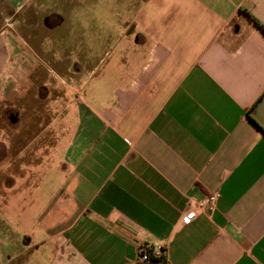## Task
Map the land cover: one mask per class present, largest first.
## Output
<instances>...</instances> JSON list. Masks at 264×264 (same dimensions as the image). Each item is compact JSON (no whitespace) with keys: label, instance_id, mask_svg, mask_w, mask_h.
I'll return each instance as SVG.
<instances>
[{"label":"crops","instance_id":"0c3cea01","mask_svg":"<svg viewBox=\"0 0 264 264\" xmlns=\"http://www.w3.org/2000/svg\"><path fill=\"white\" fill-rule=\"evenodd\" d=\"M71 1L0 0V161L30 169L26 200L0 198V264H128L136 241L166 264H264V0H120L101 36L70 27ZM22 124L35 152L14 150ZM212 192L213 212L188 205Z\"/></svg>","mask_w":264,"mask_h":264},{"label":"rangeland","instance_id":"374dc122","mask_svg":"<svg viewBox=\"0 0 264 264\" xmlns=\"http://www.w3.org/2000/svg\"><path fill=\"white\" fill-rule=\"evenodd\" d=\"M57 4L56 3H53L52 4V7L53 8H58L56 7ZM51 8V7H50ZM69 11H71V13H75L76 14V17L74 18L75 19V23L73 22V17L70 16L69 19H68V24L70 25V27L73 25V24H81L82 26L84 25H96V28L99 30V34L100 36L101 35H104L106 31V29H108L107 27H116L118 26L119 24V20L118 18L115 16V13L116 12H123L124 11V8L122 6V4H120V0H72L71 1V5L69 7ZM90 10V12H89ZM112 11V12H111ZM48 12V11H46ZM99 13V12H106L105 15H106V20L107 22L105 23L100 16H93V13ZM77 13H78V16H77ZM113 13V15H112ZM112 15V16H111ZM127 16V14H124ZM130 16V15H129ZM77 18V19H76ZM103 18V17H102ZM122 18H125V16H122ZM90 19L92 20L90 22ZM95 20V21H94ZM37 29V26H34L32 27L30 30H28L26 33H25V38H26V41L30 44V47L32 48L31 50L27 49V66L32 68V71H34L35 69H37L38 71H46V67H40V61H39V58H50L53 56V54L51 53H48L46 54L44 52V50H42L41 52V49L38 48V47H35L34 46V43L35 42V39L36 37L40 34V29L36 30ZM119 29L122 31L121 35H118V37H121L123 38V34L124 31L122 28L119 27ZM104 33V34H103ZM49 35L50 37L49 38H44L43 39V43L46 44L48 47L51 46V44L53 42H56V30L55 31H50L49 32ZM33 50V51H32ZM46 54V55H44ZM53 62V61H52ZM54 63V62H53ZM51 66H54L55 67V63L54 64H51ZM3 109V106L0 105V115H1V111ZM24 115H22V120L25 121V113H23ZM5 121H7V116H5ZM54 118V116L52 117ZM0 121L3 123V124H8V121L5 122L3 121L2 118H0ZM7 127V126H5ZM7 130V128H6ZM23 134H20L22 133ZM17 143L14 142L13 144V147H14V150L16 149H23L25 150L26 148V151L22 152V153H25V152H35V150H31V147L33 146L35 148L34 145H32L30 147V145H28V137L26 138V134H25V129H24V124H22V127L19 131H17ZM39 140H38V144L36 146V150H38L40 148V144H41V135L39 134ZM27 140V141H26ZM48 146H44L45 149H47ZM29 154V153H28ZM28 154H23L22 156H15L14 155V152H13V149L12 150H8L6 151L5 155H6V159H3L0 161V169L1 171L3 170V168H5V166H11L12 169H14V171H16V177H15V183H16V186L13 188H10V189H4V188H1L0 189V198L2 200H6V201H10V200H20V201H24L26 200V192H25V185H26V179L28 178L29 176V170L30 169H27V171H25L26 169V165H25V157L28 155ZM44 157L45 156H48V160H49V168L47 169L50 174H52V172L55 170V168L57 166L60 165V162H61V147L58 149H56V151L53 153L51 147L49 146V149L47 150V153L45 155H43ZM45 164H46V161H43L42 164H38L37 166L42 168V172H44L46 169H45ZM2 172H5L2 171ZM0 173V183H8L10 181H8V176L6 174H3V173ZM23 174V178L22 177H19L18 174ZM46 174V173H45ZM57 173H55L54 176L51 177V181L50 184L52 183H55L58 179V175H56ZM38 180H37V183L38 184H41L43 181H44V175L41 174V171L39 170V173H38ZM1 187V186H0ZM7 211V209H6ZM33 214H34V211L32 210ZM8 213H9V210H8ZM9 215L7 214V216L5 217H2L3 218H8ZM4 228L7 229V226L8 224H5V225H2ZM2 228V227H1ZM3 229V228H2ZM5 230V229H4Z\"/></svg>","mask_w":264,"mask_h":264},{"label":"built area","instance_id":"2783aa9c","mask_svg":"<svg viewBox=\"0 0 264 264\" xmlns=\"http://www.w3.org/2000/svg\"><path fill=\"white\" fill-rule=\"evenodd\" d=\"M218 199V194L215 192L209 193L205 198L200 201L190 200L188 205L195 206L199 209L211 213L216 208V203ZM194 210H188L182 215L181 221L183 223H188L194 217ZM167 259L160 248H154L151 245L136 241L135 252L128 264H166Z\"/></svg>","mask_w":264,"mask_h":264},{"label":"trees","instance_id":"16d2710c","mask_svg":"<svg viewBox=\"0 0 264 264\" xmlns=\"http://www.w3.org/2000/svg\"><path fill=\"white\" fill-rule=\"evenodd\" d=\"M250 19L252 20V22L258 27L260 28V30H262V32H264V25L261 24L255 17H253L252 15H249Z\"/></svg>","mask_w":264,"mask_h":264}]
</instances>
